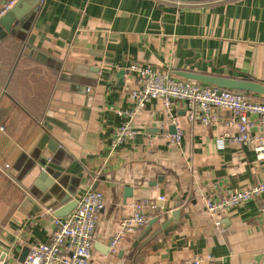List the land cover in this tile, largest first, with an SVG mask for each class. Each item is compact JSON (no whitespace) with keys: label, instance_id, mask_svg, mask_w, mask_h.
<instances>
[{"label":"crops","instance_id":"0c3cea01","mask_svg":"<svg viewBox=\"0 0 264 264\" xmlns=\"http://www.w3.org/2000/svg\"><path fill=\"white\" fill-rule=\"evenodd\" d=\"M22 1L20 9H34L31 20L7 25L0 16V264H20L25 247L50 238L62 205L55 195L78 200L90 187L105 195L90 264L198 255L202 264H263L264 192L217 212L204 201L264 179L252 142L220 145L235 124L190 121L177 100L182 139L173 143V120L154 98L135 117L138 134L115 148L112 140L118 110L132 105L128 91L140 84L132 62L182 79L191 71L264 86V0ZM247 92L264 100V92ZM144 198L157 206L148 224L108 251Z\"/></svg>","mask_w":264,"mask_h":264},{"label":"built area","instance_id":"2783aa9c","mask_svg":"<svg viewBox=\"0 0 264 264\" xmlns=\"http://www.w3.org/2000/svg\"><path fill=\"white\" fill-rule=\"evenodd\" d=\"M16 1L7 0L0 8V16L5 14ZM128 69L138 74L140 84L128 91L132 105L118 110L123 119L114 132L113 148L138 134L135 117L148 101L154 98L162 101L164 110L177 127L175 133H169L166 136L173 143H180L182 131L179 114L175 110V102L182 100L190 121L198 120L211 125L225 119L226 123L235 124L237 133H224L220 145H223L228 137L238 143L252 142L257 160L264 166V100L256 99L244 90L222 88L215 84H201L190 79L177 78L170 72L156 69L150 64L132 62ZM224 109L231 111L229 119L224 118L222 113ZM254 128L259 129L257 133L253 131ZM263 192L264 179L219 198L206 196L204 201L209 211L217 212L241 205L260 196ZM104 205V192L98 188H88L68 215H54V229L50 238L31 245L20 264H90L95 230ZM131 206V213L121 221L120 230L112 239L110 244L112 250L116 248L117 242L125 231L147 225L154 213L153 210L157 207L149 198L136 201ZM47 212H52V209H47ZM205 258V255H198L179 261H159L156 264H202Z\"/></svg>","mask_w":264,"mask_h":264},{"label":"water","instance_id":"95a60500","mask_svg":"<svg viewBox=\"0 0 264 264\" xmlns=\"http://www.w3.org/2000/svg\"><path fill=\"white\" fill-rule=\"evenodd\" d=\"M41 0H31L30 4L35 2V3H40ZM22 4L24 2L22 0H17L16 4L13 5L3 16L2 19L4 22L9 24L11 20H16L17 22H23L27 21L28 19L31 20L32 13L34 11L33 8L28 9V10H23L20 9ZM126 69H120L118 72V76L121 78V81L123 82V76L126 73ZM182 75H184L186 78L189 79H194V80H200L209 84H215L220 87H227L231 89H238V90H244V91H258V92H264V86L260 84L259 82L255 80H250L246 78H237V77H228V76H218V75H212V74H202V73H196V72H191V71H181L180 72ZM171 132L175 133L176 132V126L175 124L171 125ZM39 163L41 164V167H44V175L48 173L46 170V159H39ZM94 187H97V183L94 185ZM125 196L127 197L129 195V190L131 194V187H126L125 188ZM57 199H59V202L62 203L61 206H59L55 212V215L57 216H66L68 215L77 205L78 200L75 198H71L70 194H64L62 196H56ZM157 219V218H155ZM165 222L163 223V226H165ZM112 239L108 243V251L110 250V244L112 242ZM2 253V249H0V255ZM28 253V247H25L20 256L19 259L23 260L24 257ZM254 264V263H253Z\"/></svg>","mask_w":264,"mask_h":264},{"label":"trees","instance_id":"16d2710c","mask_svg":"<svg viewBox=\"0 0 264 264\" xmlns=\"http://www.w3.org/2000/svg\"><path fill=\"white\" fill-rule=\"evenodd\" d=\"M9 43L13 44V45H10V46H11V48H14V50H16L18 52L23 50V46L21 45V43L18 40L11 41Z\"/></svg>","mask_w":264,"mask_h":264}]
</instances>
